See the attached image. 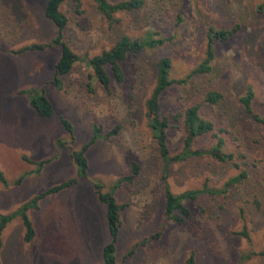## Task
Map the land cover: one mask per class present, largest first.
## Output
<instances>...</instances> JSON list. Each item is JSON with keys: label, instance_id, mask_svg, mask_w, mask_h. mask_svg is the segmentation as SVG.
Wrapping results in <instances>:
<instances>
[{"label": "rangeland", "instance_id": "1", "mask_svg": "<svg viewBox=\"0 0 264 264\" xmlns=\"http://www.w3.org/2000/svg\"><path fill=\"white\" fill-rule=\"evenodd\" d=\"M143 1L137 11L115 13L113 21L93 0H66L60 6L67 18L64 40L81 57L100 54L121 36L157 31L168 38L137 56L129 54L121 62V83L107 69V91L84 61L55 85L56 46L13 53L47 43L57 31L44 14L45 0H0V215H13L41 192L75 180L26 210L35 232L30 241L24 240L19 215L7 222L0 264H103L102 248L111 235L98 192L112 194L121 205L119 264H186L190 253L197 264H264V125L239 101L252 85L253 108L264 115V0ZM209 26L234 32L213 42L210 72L187 80L205 56ZM164 55L172 58L170 76L186 79L159 99L160 114L171 121L170 153L182 148V114L189 105L200 103V113L214 124L213 132L193 142L200 155L167 166L145 113L155 62ZM210 90L222 94L217 103L203 102ZM40 94L51 103L50 116H38L30 106L31 97ZM95 125L101 137L84 151L83 175L73 152L89 141ZM116 126L118 132L106 136ZM218 138L233 160L209 155ZM132 162L138 165L136 176L118 182L131 174ZM241 171L245 176L227 186ZM164 176L174 194L204 187L216 191L183 201L190 217L178 224L164 216Z\"/></svg>", "mask_w": 264, "mask_h": 264}, {"label": "trees", "instance_id": "2", "mask_svg": "<svg viewBox=\"0 0 264 264\" xmlns=\"http://www.w3.org/2000/svg\"><path fill=\"white\" fill-rule=\"evenodd\" d=\"M66 0H45L44 14L53 23L56 28L55 36L47 43H33L25 46L13 53H22L25 51L45 50L47 48L56 46L60 49V54L57 62L55 63V73L53 83L57 86L60 85L61 76L66 75L71 71L74 64L78 61H84L88 67L92 69V76L96 78L99 84L107 91L110 90L111 77L107 72V69L111 71L113 79L121 83L124 80V74L121 67V62L124 61L127 56H137L147 49H152L162 45L168 38L162 37L157 31H147L142 36L136 38H130L128 36H121L120 39L113 44L109 49L103 50L100 54L93 56L81 57L77 55L72 48L65 42L63 31L67 24L66 16L60 11V6ZM97 9L103 14L108 21L114 20V14L121 11L134 12L139 10L143 4V0H119L117 2H110L108 0H93ZM206 43L204 50L203 60L192 69L191 73L187 75V80L192 75L204 74L210 72L212 65L211 62L214 59V44L213 42L218 39L225 41L234 32V29H222L209 26L205 30ZM172 67V58L168 55L159 57L155 62L156 77L153 90L145 102V113L148 120V126L151 133L158 144L159 153L162 162L167 166L171 161L183 160L190 156L200 155L201 152L192 148L193 142L196 137L209 134L214 130V124L211 120L205 118L200 113V103L189 105L185 108L182 114V148L181 150L172 155L169 151L167 144V132L171 127L170 118L166 115L160 114V96L164 91L170 88L175 83H183L186 79H175L170 76V70ZM254 89L252 85H248L244 93L240 96L239 101L242 104L243 109L248 113L251 119L257 123L264 125V115L256 112L253 108ZM222 98V94L219 91L210 90L205 93L203 102L206 104L217 103ZM30 106L35 110L36 114L41 117H47L52 114L51 103L43 95H35L30 99ZM66 126L70 128L69 124L65 122ZM119 126L111 129L106 136L114 135L118 132ZM105 136V137H106ZM101 137V129L95 125L93 128V135L82 147L81 150L73 152L76 163L80 166V172L84 175L86 171V159L83 156L84 151L95 142L97 138ZM223 141L218 138L215 145L209 149V155L214 159L221 162H228L233 160V154L223 151ZM44 162H48V159L43 160L40 166ZM138 173V165L134 162L131 163V174L129 176L122 177L118 182L131 181L133 177ZM245 176V172L241 171L238 175L229 179L226 185L239 182L242 177ZM1 177V175H0ZM75 180H69L59 185L52 186L51 188L43 191L40 195L34 197L29 203L25 204L13 215H0V235L3 227L13 217L19 215L22 221L24 231V240L30 241L34 235V229L31 221L29 220L26 210L29 207L35 206L36 201L50 193L58 192L60 189L71 185ZM163 191H164V216L166 220H172L178 224L183 223L190 217V210L186 207L183 201L191 199L194 200L196 196L202 191L214 192L216 190L208 189L204 187L199 190H186L178 194L171 192L169 184L166 180V176L162 179ZM100 202L106 206V220L109 233L111 235V241L106 243L102 248V260L103 264H119L116 260V240L119 233L120 226V208L112 194H102L98 192ZM160 231L156 235H159ZM240 234L247 236L245 229ZM150 238H155L153 235ZM149 239V238H148ZM1 246V238H0ZM186 264H197L194 254L190 255L185 260Z\"/></svg>", "mask_w": 264, "mask_h": 264}]
</instances>
